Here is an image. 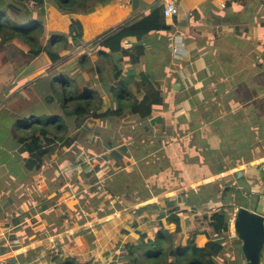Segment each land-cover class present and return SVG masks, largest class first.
Here are the masks:
<instances>
[{"label":"crops","instance_id":"obj_1","mask_svg":"<svg viewBox=\"0 0 264 264\" xmlns=\"http://www.w3.org/2000/svg\"><path fill=\"white\" fill-rule=\"evenodd\" d=\"M165 1L113 0L112 5L130 7L129 17L91 42L82 41L61 50L55 63L46 51L32 58L28 45L17 39L4 40L7 32L0 34V264H11L13 259V264H55L50 255L55 247L63 250L60 257L68 256L65 262L75 258L91 264H125L126 245L138 244L144 234L147 241L155 240L162 225L169 229L167 218L171 212L179 214L185 231L187 223L198 215L211 217L220 207L228 214L234 210L230 207L233 204L221 201L226 186L218 195L219 201L190 205L192 199L187 193L200 186L222 179L226 184H237L244 196L255 200L264 191V0H241L230 8L226 7L229 0H178V16L165 20L160 17L161 26L171 31L154 32L143 39L125 38L123 53L100 59V42L105 35L134 25L146 18L154 5ZM206 1L210 3L205 5ZM36 6L30 0H0V25L29 28L42 9ZM54 6L55 0H45V9ZM78 9L70 14L74 20L84 13ZM102 9L103 5L95 7V11ZM41 19L45 22L41 37L44 48L51 33L46 29L47 16ZM176 45L181 51L178 56L173 52ZM59 75L66 83L74 84L79 95L87 90L98 92L105 112L118 104L116 89H129L139 101L158 92L164 105L154 108L152 118L144 124L148 129L140 134L159 137L157 143L167 140L166 147L156 153L164 150L172 165L167 176H152L166 191L136 199L141 205L145 201L152 204L134 209V199L125 198L123 203L134 204L115 210L116 200L106 195L94 211L95 219L80 225L91 231H79L74 237L70 234L77 229L72 230L73 221L67 222L65 216L73 211L63 199L69 191L63 190L54 206L46 204L56 194L47 193L49 182L44 171L30 179L22 167L24 163L17 159L18 155L26 156L16 139L18 124L37 118L35 102L45 101L53 89L49 82L39 92L38 85L45 78ZM56 99L60 104L58 96ZM122 117L130 119L131 125L140 120L130 113ZM87 120L99 124L93 118L81 121L73 136L92 127ZM218 122H223L222 130L221 125L217 128ZM233 128L240 131L233 133ZM157 146L154 143L152 148ZM207 156L222 161L210 160L207 165ZM123 161L137 166L135 158ZM220 164L223 171L217 172ZM241 178L249 186L247 190L239 183ZM171 182L175 184L169 185ZM70 190L74 204L81 198L89 200L86 193ZM104 194L97 192L91 197L98 199ZM47 206L50 215L45 216ZM53 210L60 218L58 222L53 221ZM101 211L105 213L100 215ZM163 212L170 213L164 218ZM68 249L79 256H71ZM23 255L26 257L22 259ZM56 262L60 264L61 260Z\"/></svg>","mask_w":264,"mask_h":264},{"label":"trees","instance_id":"obj_2","mask_svg":"<svg viewBox=\"0 0 264 264\" xmlns=\"http://www.w3.org/2000/svg\"><path fill=\"white\" fill-rule=\"evenodd\" d=\"M30 1H34L37 5L36 7L42 8L40 10V14L37 15V18L31 21L30 27L25 28V26L21 25L18 27L14 26L12 28L10 25L2 24L0 25V34L2 32H7L4 40L11 42L12 40L17 39L28 45L30 47L29 56L32 58H35L43 53V51H46L54 63L60 59L59 52L61 50L67 49L70 46H75L82 41L91 42L102 33L118 25L130 15V7L120 8L117 5H112L111 3L113 0H55V6L47 9L44 8L45 0ZM240 1L241 0H229L226 3V7L230 8L231 5ZM209 3V1H206L205 5ZM160 4L161 3L154 5L150 14L134 25L116 30L112 34L105 35L100 42V46L102 48V51L100 52V59L107 60L110 56L112 57L117 53H123L125 51V45L123 43L125 38L138 37L139 39H143L154 32L171 31L170 27L161 26L160 17L164 18V16L162 13L163 8L161 9ZM97 5H103V9L95 11V7ZM78 8H82L84 13L80 14L77 20H74L70 17V14L77 12L79 10ZM197 9L195 12H197ZM45 15L47 16L46 29H48L51 33V37L46 46L43 48V45H41V37L45 34V22L41 19V16ZM65 83L66 79H63L61 83V89L64 92L63 104L59 105L57 103L56 97L58 90L52 86V82L51 86L53 89L51 90V93L45 97L44 101L47 103H57V105L61 107L65 113L64 117L63 115H56L54 118L52 117V119H48L49 121L47 122L40 117L43 114H47V111L39 109L35 106L34 113L37 110V118L31 120L29 123L20 121L18 124L20 132L19 135L16 136L18 144L20 145L21 153L26 154L25 157L20 155L17 157L18 160L24 163L22 166L23 169L27 172V174L29 173L28 176L30 179H32L34 175L44 171V174L49 182L47 193L56 194L51 201H47V203H51V206H54L59 201V198L63 195V190L65 192H70V189H72L77 194L88 190L85 189V187H83L77 179H74L71 183L72 187H69L70 185L65 181L64 177L59 175L57 176L60 168L67 166L68 163L75 167L84 163V167H86L84 160L79 159V156L84 153H88L89 159L91 158V163H97L99 160L98 157L103 155V152L97 154L92 147L90 148L83 133L79 134L81 135V141L79 143L76 142L78 135L73 136V131L80 127L79 123L81 121L85 122L86 119L93 118L100 120L101 122H107L110 130L113 128L111 125L112 123H115L114 121H117V119L122 117L125 113H130L131 115L138 116L140 119L139 122L136 123L138 125L137 128H141V130L148 129L144 124L152 118L154 108L157 105H164V98H159L158 92L149 93L142 101H139L133 97L129 89L121 88L115 90L116 99L118 101L117 107L110 108L105 113L99 114V111L102 109L103 100L99 96L98 92L94 90H87L79 95L75 91L74 84L72 85L71 82ZM37 102L42 104L41 101ZM52 114L53 113L51 112L48 116L51 117ZM67 120H70V123H68ZM222 123L223 122H218L216 125L217 128L220 127ZM132 127L135 129L136 126L132 125ZM100 131L101 129H95L91 133L97 132L101 135ZM231 131L233 133L239 132L240 128H233ZM136 136L139 137V133H136ZM108 139V145L115 147L113 146L114 140L111 137H108ZM166 144L167 141L164 143L160 142L158 149L160 150L161 148H165ZM152 149L154 148L149 147L146 152H149ZM138 151L139 150L136 152V150H134L135 161L137 162V165L141 163L143 167L142 169L148 172V175L151 173L154 175L162 172V175L167 176L171 172L170 169H172V165L170 159L168 161L164 158L162 161V167L159 165V160H155L150 163V170L148 171L146 166L143 165L145 162H142L143 160L141 159H143L144 156L147 158L149 153L141 154ZM207 153L211 154L210 151ZM54 154H57L56 160L53 158ZM122 154L128 158H131L133 155H130L125 151H121L120 155L122 156ZM208 160L210 161V159ZM220 161L222 160H218L217 162ZM102 165H104V163L101 164V166ZM117 165L118 163H113L105 169L107 177L103 186V192L106 193L101 198H92L91 196L95 195L97 192L91 190L93 193H86L89 200L81 198L78 204H74L73 208L78 213V216L83 217V212L88 215L89 213H92L94 211L93 208L101 206L104 200L103 198L106 195L112 196V198L117 202L116 205H121L122 207L120 208L123 209L131 206V204H134L133 202L123 203L121 199H117L115 197L123 193L129 195L133 193V191L139 192L141 190V182L143 178H146L147 176L143 177L142 171H140V173H135L134 171L133 175H129L126 172L121 171L117 174L119 176L115 178L114 175L116 173L114 171V166ZM219 166L223 165L220 164ZM97 169L99 170V168ZM221 169L223 171V167ZM76 177H78V175H76ZM112 180H115V183H112ZM239 183L242 184L244 190L248 189L247 186L244 185L243 178L239 180ZM225 186L226 189L224 190L221 199L222 202L228 204L231 203L233 205L230 207L235 208L234 201L236 200V203L238 204L237 208H250L251 203H247V199H242L245 196L240 191L239 186L232 183L226 184L222 179L212 184L200 186L197 191L193 190L187 193L192 199L189 201V204L194 207H199L205 203H209L210 201H219L220 199L218 198V195L221 192L222 187ZM156 192L148 194L146 197L151 198L152 195L159 193ZM246 195L248 194L246 193ZM232 196L235 200H233ZM87 201H90L92 207L86 208L85 211H83V207ZM104 213V211H101L100 215H103ZM52 214H56L55 210L52 211ZM79 218L78 221L81 225L95 219V217H91L90 220ZM70 219V216H66L67 222H70ZM230 219L231 218L228 212H226L223 207H220L219 210L212 212L211 217L207 215H198L194 221H189L187 223L184 231L179 214L171 212L167 218V222L175 225V232L171 233L169 229L162 225L157 231L155 240L147 241V236L145 234L141 235L138 244L131 242L126 245L124 249V263L219 264L216 258L221 254L228 253L226 252L227 246L225 245V241L229 232ZM62 221H64V218ZM211 230L214 232L213 237L210 235ZM52 235L55 234L53 233ZM199 238H208V241L201 246L198 245ZM240 249L241 253H231V260L227 264H242V247ZM14 262V259L10 260V263ZM65 264L91 263L70 258Z\"/></svg>","mask_w":264,"mask_h":264},{"label":"rangeland","instance_id":"obj_3","mask_svg":"<svg viewBox=\"0 0 264 264\" xmlns=\"http://www.w3.org/2000/svg\"><path fill=\"white\" fill-rule=\"evenodd\" d=\"M165 2L167 3L168 1H165ZM165 4H160L161 9L164 7ZM164 20H165V18H164ZM50 80L52 82V86L54 88H56V90H58L57 96H58V100L60 102L59 105H61L64 103V92L61 89V83L63 81L62 75H59L56 77L52 76L51 78L43 79L42 80L43 82H41L38 85L39 92L41 90H43L45 88V86L48 85ZM57 80H58V82H57ZM41 102H42V104H39L38 102H35V103L39 109H44L47 111V114H43L40 116L42 119L46 120L47 122L49 121L48 119H52V117L54 118L56 115L62 114L63 110L61 109V107H59L57 105V103H47L44 101H41ZM116 107H117V105L113 108H116ZM28 108H32V106H29ZM103 109H101L99 112H105V110H103ZM51 112L53 114L51 117H49L48 114H50ZM67 121H68V123H70V120H67ZM129 121H130V119H129ZM129 121L127 119H124L123 117H120L117 119V121H114L115 123H112L111 127H113V128H111L109 130V128H108L109 124L107 122H101L99 120V124H96V122H94L92 120H87L86 123L92 124V127L90 129L88 127H85V130L83 131V135L85 136V140H86V142L88 141L90 148L92 147L97 152V154L103 152V155H100L98 157L99 160L97 163H91V161H90L91 158L89 159L88 153L81 154L79 156V159L84 160L86 167H84V163H81V165H78L76 167L72 166L70 163H68L67 166L60 168V170H58V174L56 172L57 176L59 175V176L64 177L65 181L70 185L69 187H72V185H71L72 181L74 179H77L78 181H80V184L83 187H85V189H88L87 191H84V193H93L91 190H94L95 192L102 193L104 191L103 186H104V183L106 182L105 180L107 177L106 176L107 172L105 169H107V167L111 166L113 163H118L117 166H114V171L116 173L114 175L115 178L119 176L117 174L120 173L121 171L126 172L129 175H133L134 171H135V173L136 172L140 173V171H143V169H142L143 167H142L141 163L138 164L137 166L133 167L132 163L130 161H129L130 163L123 161L124 158L126 160L128 158H126L124 156L125 153L122 154V156H121L120 155L121 151H125L127 153L133 154L131 156V158L133 160L135 158L134 150H136V152H137V150H139L138 152H140L141 154H143V153L148 154L149 153V155H147L148 156L147 158H146V156H144L142 159L143 160L142 162H145L143 165L146 166L148 171L150 170V168H149L150 163L154 162L156 159L159 160V165H161V167H162L163 158L167 159L169 161V158H168L167 154L164 152V150L156 153V151L159 150L158 146H157V148L152 149L149 152H146V150H148L149 147H152L154 143L159 145V143L161 142V141H158V143H157V140L159 139V137H155L154 135L151 136V134H148V135L145 134L144 136H141L140 133L142 132V130L140 128H137L138 125L136 123L132 124V125L136 126L135 129H133V127ZM95 129H101V131H100L101 135H99L97 132L91 133ZM130 130H131V132H130ZM136 133H139L140 136L137 137ZM107 136L111 137L114 140L113 146H115V147H111L108 145L107 141H109V139ZM80 141H81V135L78 134L76 142L79 143ZM166 141L167 140H165L164 142H166ZM151 142H153V143L151 144ZM115 148H118V149H115ZM163 154H165V155H163ZM53 158L56 160L57 154H54ZM131 158H129V159H131ZM206 158H207V163H206L207 165H209V163H210L208 159L215 160V161L222 160V158H218V157L211 159L210 157L207 156ZM103 163H104V165L101 166V164H103ZM222 167L223 166H219L216 171L218 172L219 170H222L221 169ZM97 168H99V170ZM170 171H172V170H170ZM76 172H79V174H78L79 178L76 177ZM97 173H98V175H97ZM143 173L144 174L142 176L143 177L146 176L145 175L146 172H143ZM159 174H157V175L161 176L162 172H160ZM152 176H155V175H153V173H151V174L147 175L146 178H143V180L141 182V184H142L141 190L139 192L133 191V193H131L129 195H126L125 193H123V194H119L115 198L121 199V200L126 198L127 201H131L132 199H134V200H132L136 204L134 206V209H137V207L139 208L140 206H147L149 204H152L150 202L146 203V201H145V203L141 205V204H139L138 201H136L137 198L142 197V196L146 197L148 194H151V193L153 194L156 191H157L156 193L160 192L159 194L163 193V191H166V189L164 190V188H161V185H158L157 182L153 181L154 177H152ZM158 176H156V177H158ZM112 183H115V180H112ZM174 184H175V182H171L169 185H174ZM248 187L249 186H247V188ZM72 196L73 195L69 192L68 194H66L64 196L63 199H64V201L68 200V204L71 206V210L73 211L71 213L70 212L65 213V216L71 217L72 220L70 219V222L71 221H73V222L70 223V227H73L72 230H74L75 228L77 229V230L73 231L74 234H72V235L70 234L71 237L72 236L74 237L76 235H79V231H81L82 234L83 233L87 234L88 231H91V228H88V226H85V227L80 226L81 223L78 221V218L80 216H78V213L73 208L75 201L71 200ZM111 198H112V196H111ZM246 198H247L246 202L251 203L250 207H252L254 209L252 202L255 200V198H252L251 196H247V197L245 196L242 199L245 200ZM236 202L237 201L235 200L234 206L238 205V204H236ZM115 203H117V202H115ZM46 204H47V202H46ZM91 207H92V204L90 202H87V203H85V205L83 207V211H85L86 208H91ZM115 207H116L115 210L123 209V208H120V207H122L121 205H116ZM98 208L99 207H95L93 209H94V211H96ZM235 208H234V210H230V212H229V216L231 219H235V217H236V212H237L238 208H236V209ZM44 209H47L46 210L47 212L44 213V215L45 216L50 215V212H49L50 209H48V206L45 207ZM94 211L92 213H89V215L86 214L85 212H83L84 216L80 217L79 219L83 218L86 220H90V218L93 217V215L97 214V212H94ZM169 213L170 212H163L164 218L166 216H168ZM41 218H43V217L41 216ZM52 218H53V220H55L57 222L60 220V218H57L56 214H53ZM75 218H77V219H75ZM184 219H186V218H184ZM72 223H74V224L72 225ZM170 225H169V231L174 232L175 227H172V226H175V225H172V226H170ZM183 226L184 225H182V227ZM232 229H234V228H232ZM91 234H93V233L91 232ZM210 235H211V237L214 236V232L212 230L210 231ZM89 239H90V237H89ZM207 241H208V238H199L198 239V245L203 246ZM225 243H226L225 245L227 246L226 252H228V253L221 254L219 257L216 258V260L218 261L219 264H227L228 262H230V260H231L230 257L232 256V254H234V252L241 253L240 252V250H241L240 246H242V243H241V241H239L237 239L235 234L230 235V231L228 232ZM73 252H75V251L70 250V249H68V251H67V253H71V256L73 255L74 257H76L77 254H72ZM61 254H64L62 249L55 247V248L50 250V255L52 256V260L55 264L57 263L56 261H59V260H61L60 264L66 263L65 261H63V259H67L68 256L60 257ZM77 256H79V255H77ZM263 256H264V253H263ZM25 257H26V255H23L21 258H25ZM27 258H28V256H27ZM11 264H13V263H11ZM242 264H246L244 260L242 261ZM263 264H264V259H263Z\"/></svg>","mask_w":264,"mask_h":264},{"label":"water","instance_id":"obj_4","mask_svg":"<svg viewBox=\"0 0 264 264\" xmlns=\"http://www.w3.org/2000/svg\"><path fill=\"white\" fill-rule=\"evenodd\" d=\"M178 2V0H172ZM243 173L240 172L239 176ZM254 209L239 207L234 220L235 236L242 243L246 264H263L264 253V191L252 202ZM255 205V206H254Z\"/></svg>","mask_w":264,"mask_h":264},{"label":"built area","instance_id":"obj_5","mask_svg":"<svg viewBox=\"0 0 264 264\" xmlns=\"http://www.w3.org/2000/svg\"><path fill=\"white\" fill-rule=\"evenodd\" d=\"M224 5L225 4H222V7H224ZM162 13H163V16H164L165 19H170V18H174V17L178 16L179 13H180V10H179V7H178V5H177L176 2H174V1H168L164 5ZM190 16H191V14H190ZM173 52H174V54L176 56H178L181 53L180 47L178 45H176L174 47V49H173ZM234 220L235 219H231L229 221V231H230V235L235 234L234 229H232V228H234Z\"/></svg>","mask_w":264,"mask_h":264}]
</instances>
